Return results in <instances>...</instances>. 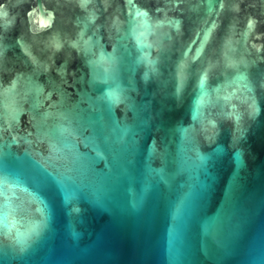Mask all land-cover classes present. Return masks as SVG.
I'll use <instances>...</instances> for the list:
<instances>
[{
	"label": "water",
	"instance_id": "obj_1",
	"mask_svg": "<svg viewBox=\"0 0 264 264\" xmlns=\"http://www.w3.org/2000/svg\"><path fill=\"white\" fill-rule=\"evenodd\" d=\"M0 264H264V0H0Z\"/></svg>",
	"mask_w": 264,
	"mask_h": 264
}]
</instances>
